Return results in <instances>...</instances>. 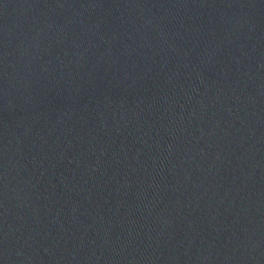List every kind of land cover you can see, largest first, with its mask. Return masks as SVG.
I'll return each instance as SVG.
<instances>
[{
  "label": "water",
  "instance_id": "obj_1",
  "mask_svg": "<svg viewBox=\"0 0 264 264\" xmlns=\"http://www.w3.org/2000/svg\"><path fill=\"white\" fill-rule=\"evenodd\" d=\"M0 264H264V0H0Z\"/></svg>",
  "mask_w": 264,
  "mask_h": 264
}]
</instances>
